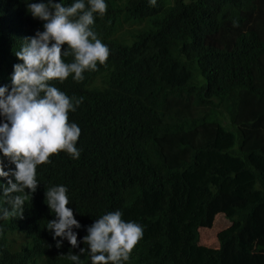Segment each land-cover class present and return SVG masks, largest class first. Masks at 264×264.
Wrapping results in <instances>:
<instances>
[{
    "label": "trees",
    "instance_id": "obj_1",
    "mask_svg": "<svg viewBox=\"0 0 264 264\" xmlns=\"http://www.w3.org/2000/svg\"><path fill=\"white\" fill-rule=\"evenodd\" d=\"M107 1L94 30L105 63L52 83L83 98L68 114L80 156L58 152L41 183L67 185V206L90 216L80 202L140 220L129 264H264V0ZM22 7L0 6L9 87L28 37ZM122 173L140 189L132 199L115 186ZM219 213L231 225L202 245Z\"/></svg>",
    "mask_w": 264,
    "mask_h": 264
},
{
    "label": "clouds",
    "instance_id": "obj_2",
    "mask_svg": "<svg viewBox=\"0 0 264 264\" xmlns=\"http://www.w3.org/2000/svg\"><path fill=\"white\" fill-rule=\"evenodd\" d=\"M19 4L28 37L14 53L20 62L13 65L11 86L0 85V264H129L143 236L140 220L125 221L120 210L104 213L92 202L80 203L93 215L82 213L67 206V185L40 181L41 168L58 152L80 156L81 129L68 114L83 98L52 83L70 75L82 81L86 71L105 63L109 49L94 30L108 1L0 0L3 7ZM114 183L130 199L140 190L130 173ZM214 222L201 228L212 229Z\"/></svg>",
    "mask_w": 264,
    "mask_h": 264
},
{
    "label": "rangeland",
    "instance_id": "obj_3",
    "mask_svg": "<svg viewBox=\"0 0 264 264\" xmlns=\"http://www.w3.org/2000/svg\"><path fill=\"white\" fill-rule=\"evenodd\" d=\"M218 216L219 217L214 222V226L212 229L200 228V233H201L200 241H202L200 243L205 244L207 246H212V247L219 246L218 239L215 242V238H217V233L221 229L228 227L231 224V222L223 213L218 214Z\"/></svg>",
    "mask_w": 264,
    "mask_h": 264
},
{
    "label": "bare ground",
    "instance_id": "obj_4",
    "mask_svg": "<svg viewBox=\"0 0 264 264\" xmlns=\"http://www.w3.org/2000/svg\"><path fill=\"white\" fill-rule=\"evenodd\" d=\"M22 36H23V39L25 38V33H24V31H23V34H22Z\"/></svg>",
    "mask_w": 264,
    "mask_h": 264
}]
</instances>
